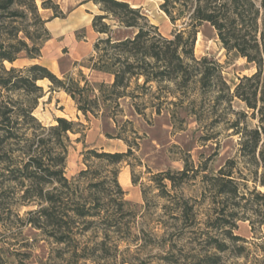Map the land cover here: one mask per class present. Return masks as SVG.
<instances>
[{"label": "trees", "instance_id": "16d2710c", "mask_svg": "<svg viewBox=\"0 0 264 264\" xmlns=\"http://www.w3.org/2000/svg\"><path fill=\"white\" fill-rule=\"evenodd\" d=\"M89 1L99 5L101 13L92 21L99 36L87 59L88 68L112 75L109 83L91 80L82 69L60 78L41 63L7 68L6 61L42 55L38 36L32 34V20L36 30L47 33L46 42L51 31L45 25L65 16L53 0L42 1L45 9L54 11L53 18L47 20L37 0H0V264H101L102 259L117 258L116 253L121 252L120 241L113 234L126 241L122 250L126 254L133 244L137 252L148 244L157 245L163 250L157 255L163 264H220L225 252L245 256L242 242L247 240L235 231L238 221L249 220L252 231L256 230L253 216L264 225V192L258 188L264 187V171L259 173L260 167L264 169V0H162L161 7L171 22L181 24L171 36L163 34L141 7L127 0ZM203 23L216 30L229 52L257 67L240 79L234 93L219 63L195 54L198 28ZM115 28L133 33L116 37ZM46 78L52 82L51 89L67 92L87 119L105 115L116 123L124 111L123 101L128 99L136 113L146 116L147 108L161 114L170 104L183 106L188 101L195 108L199 99L213 97L215 103L231 104L238 97L252 111L251 115L240 112L232 127L241 135L240 153L245 163L255 167L251 176L254 186L240 183L233 159L217 174L204 173L206 188L221 205L201 221L194 203L183 193H172L200 169L186 159L182 170L154 174L159 195L168 200L163 207L169 221L164 223L162 239L151 237L142 243L143 237L131 235L135 212L126 209L131 204L124 199L126 191L118 180L117 165L134 152L128 136L121 132L116 136L128 142L126 152L86 146L83 160L87 168L69 178L70 132H84L86 127L65 117H57V124L45 125L36 116L44 96L38 82ZM169 95L176 99L169 100ZM195 95L198 97H192ZM250 117L258 120L257 126L249 125ZM130 130L138 134L134 127ZM142 192L147 200L145 190ZM23 205L34 208L22 215ZM90 231L92 236L85 239ZM187 234H191L193 245L186 255L179 254V236ZM41 241L43 245H39ZM38 249L41 252L35 253ZM121 263L150 264L140 256H124Z\"/></svg>", "mask_w": 264, "mask_h": 264}, {"label": "rangeland", "instance_id": "374dc122", "mask_svg": "<svg viewBox=\"0 0 264 264\" xmlns=\"http://www.w3.org/2000/svg\"><path fill=\"white\" fill-rule=\"evenodd\" d=\"M42 1L37 0L41 15L46 20L52 19L54 11L45 9ZM127 1L141 7L150 21L158 25L159 30L166 36H171L173 31L181 26L180 22L177 24L171 22L161 7L162 0ZM53 2L59 5V10L65 17L52 19L53 22L45 25L51 29V39L44 42L47 33L41 29L36 30L38 26L32 20V34L38 36L37 42L42 45V55L35 59L22 57L14 63L6 61L7 68L11 66L23 68L33 63H41L60 78L66 74L76 75L82 69L93 81L111 82L113 76L111 78L109 75L94 72L88 68L87 59L94 52V43L99 36L92 27V21L95 14L101 13L100 6L89 0H53ZM115 29L116 37L133 33L130 29ZM198 29L196 56L199 58L207 56L217 61L223 78L231 88V93H234L240 79L245 75L253 74L257 70L256 65L245 57L229 52L209 23H203ZM38 83L44 88V96L40 98L35 114L43 124H57V117H65L82 122L86 127L84 132H70L72 146L66 167L69 178L77 176L82 169L87 168L83 160V151L86 146L100 151L126 152L129 149L128 142L116 136L120 132L128 136L134 152L117 165L118 180L126 191L124 199L131 204L126 209L135 212V218L131 221V235L143 237L142 243L151 237L162 239V235L166 232L164 223L169 221L163 207L168 200L159 195L160 188L153 179L154 174L169 169L182 170L186 159L195 165V169L199 168L195 177L178 186L177 191L172 193L178 195L183 193L191 203H194L198 219L201 221L206 220L211 213H214L215 208L221 205L219 198L216 199L214 193L206 188L204 173L217 174L229 160L233 159L237 161L235 175L240 183L247 182L251 188L254 186L251 176L255 167L245 163L240 153L241 135L232 127V123L240 118V112L245 111L251 115L252 111L238 97H235L231 104L215 103L213 97L206 101L199 99L195 108L189 105L188 101L183 106L170 104L161 114L153 113L151 108H147L146 116L136 113L128 99L123 101L124 111L117 117L118 123H116L105 115L100 117L91 115L90 119H87L78 110L76 103L67 92L51 89L52 82L48 78ZM171 99L176 98L169 95V100ZM126 120H131L132 124L126 123ZM248 123L251 126H257L258 120L250 117ZM133 127L138 134L130 130ZM77 129L82 128L78 126ZM135 138L136 141H133ZM205 166L207 168L203 170ZM263 171V167H260L259 173ZM134 179L137 183L133 182ZM258 188L264 192V187L258 186ZM143 190L146 192L147 200L143 197ZM33 208L32 205H23L20 207V213L24 215L26 211ZM253 219L256 221L255 231H252L249 220H239L235 230L247 240L242 242L246 246L245 256L234 257L229 252H225L222 253L220 264H264V225L257 222L260 218L253 216ZM92 234L93 232H88L85 239ZM113 236L120 241L121 252L116 253L117 258L110 256L102 259L101 264H123L121 260L124 256L133 259L140 256L147 259L150 264H163L157 258L163 250L157 245L148 244L142 252H137V245L133 244L130 254H126L122 251L126 247V241L120 239L118 234ZM179 237L176 252L186 255L185 253L190 250L188 247L193 245L190 239L191 234ZM43 244V241L39 243V245ZM39 252H41L40 249L35 250V253ZM89 264L93 263L89 262Z\"/></svg>", "mask_w": 264, "mask_h": 264}, {"label": "crops", "instance_id": "0c3cea01", "mask_svg": "<svg viewBox=\"0 0 264 264\" xmlns=\"http://www.w3.org/2000/svg\"><path fill=\"white\" fill-rule=\"evenodd\" d=\"M56 19H58V18H55V19H53V20H56ZM53 20H50L49 22H48V24H50L51 22H53ZM49 28V30L51 31V29H50V27H48ZM96 33V32H95ZM102 74V73H101ZM104 75H109V76H111V78H112V75H110V74H106V73H103Z\"/></svg>", "mask_w": 264, "mask_h": 264}]
</instances>
